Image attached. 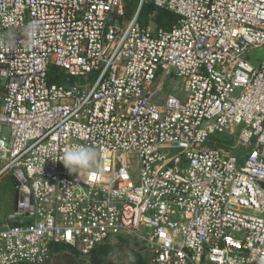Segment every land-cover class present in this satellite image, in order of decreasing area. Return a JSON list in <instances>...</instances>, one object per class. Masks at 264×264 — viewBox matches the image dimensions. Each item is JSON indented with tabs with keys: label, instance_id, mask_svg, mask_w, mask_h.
<instances>
[{
	"label": "built area",
	"instance_id": "built-area-1",
	"mask_svg": "<svg viewBox=\"0 0 264 264\" xmlns=\"http://www.w3.org/2000/svg\"><path fill=\"white\" fill-rule=\"evenodd\" d=\"M147 1L175 20L142 26ZM124 6L0 0V175L17 181L0 264L120 234L144 242L148 264H261L264 56L246 53L264 47V0H136L129 18ZM172 69L182 97L160 96ZM71 144L95 149L101 171L70 174L56 158Z\"/></svg>",
	"mask_w": 264,
	"mask_h": 264
},
{
	"label": "trees",
	"instance_id": "trees-1",
	"mask_svg": "<svg viewBox=\"0 0 264 264\" xmlns=\"http://www.w3.org/2000/svg\"><path fill=\"white\" fill-rule=\"evenodd\" d=\"M135 6H136V0H125V6H124L125 17L129 18L132 15L135 9ZM153 13L154 15L150 19L149 16L152 15ZM175 17L176 16L173 13H170L169 11L154 7L149 1L143 3L139 11V22L142 26H146L149 23V21H151L157 26L168 27L175 20ZM62 75L63 73L59 71V69L51 65L47 72V80L49 82H62L63 81ZM2 89H3V83L0 80V93L2 92ZM207 144L217 145V146L223 145L221 144V140L217 137H210ZM11 179L12 181L15 182V184H17V181L13 175L11 176ZM6 192L7 191H6V186H5L4 193L1 192L0 195L3 196V198H6L8 196ZM10 209H11V205L8 207L7 210H10ZM124 236H131V235H123V234L121 235L120 234V235H117L116 237L122 240V239H126V237ZM131 237L136 241V244L138 246L140 244L141 247L135 250L131 248L127 251V258H128L129 264H148V259H146L144 254L141 252V249L144 247L146 248L147 246L144 244L143 241H140L136 237L134 236H131ZM109 241H111V239L97 245L87 254H82L76 248L69 246L67 244L53 243L51 244V254H50L49 259L46 260L42 264H46L54 254L57 255L59 251H61L62 249H67L70 251V254L66 255L67 259L64 262V264H77L76 260L78 256H89V261L92 264H104V256H107L108 250H109ZM53 264H60V263L58 262V259H57V260H54Z\"/></svg>",
	"mask_w": 264,
	"mask_h": 264
},
{
	"label": "rangeland",
	"instance_id": "rangeland-1",
	"mask_svg": "<svg viewBox=\"0 0 264 264\" xmlns=\"http://www.w3.org/2000/svg\"><path fill=\"white\" fill-rule=\"evenodd\" d=\"M151 25L153 23L150 22ZM242 88H236L233 95H239ZM162 93L160 96H164L167 92L173 91L177 92L179 96H184L185 92L183 90V83L180 78L174 76V69L171 70V74L165 78L164 86L162 88ZM162 98H159L161 101ZM163 101V100H162ZM5 133V131H4ZM227 143L233 144V141L226 140ZM118 157L128 160L131 166L135 169L137 165L136 156L133 153H119ZM11 173L5 172L0 175V194L4 193V187L6 186V198L0 195V224H4L10 221V215L15 208L16 202V184L11 179ZM3 198V199H2ZM7 201H5V200ZM11 205V209L7 210ZM126 239H118L117 237L111 238L109 241V250L107 256H104V264H129L127 258V251L129 249H139V246L136 244V241L131 236H124ZM141 252L144 254L146 259L149 260V254L147 247L142 248ZM64 253V254H62ZM67 254H70V251L67 249H62L57 255H53L51 259L46 264H53L54 260L58 259L60 264H64L67 259ZM57 258V259H56ZM77 264H92L89 261V256H78L76 260Z\"/></svg>",
	"mask_w": 264,
	"mask_h": 264
},
{
	"label": "clouds",
	"instance_id": "clouds-1",
	"mask_svg": "<svg viewBox=\"0 0 264 264\" xmlns=\"http://www.w3.org/2000/svg\"><path fill=\"white\" fill-rule=\"evenodd\" d=\"M25 43L28 45H34L35 43V26L26 33ZM15 47L14 41L9 42L4 46L5 51L13 50ZM59 161H61L64 167L71 173H80L83 171H92L97 172L101 169L97 166L94 168V165H98V155L95 149L82 145V144H71L68 147L63 149L62 155L57 156ZM264 264V261L261 262Z\"/></svg>",
	"mask_w": 264,
	"mask_h": 264
},
{
	"label": "water",
	"instance_id": "water-1",
	"mask_svg": "<svg viewBox=\"0 0 264 264\" xmlns=\"http://www.w3.org/2000/svg\"><path fill=\"white\" fill-rule=\"evenodd\" d=\"M264 56V47H259L253 50H250L246 53V57L254 66H259L261 59ZM17 198V195H16Z\"/></svg>",
	"mask_w": 264,
	"mask_h": 264
}]
</instances>
